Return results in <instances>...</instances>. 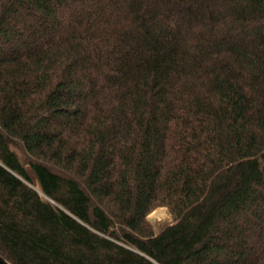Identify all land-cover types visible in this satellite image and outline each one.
<instances>
[{
	"label": "trees",
	"instance_id": "1",
	"mask_svg": "<svg viewBox=\"0 0 264 264\" xmlns=\"http://www.w3.org/2000/svg\"><path fill=\"white\" fill-rule=\"evenodd\" d=\"M0 254L264 264V0H0Z\"/></svg>",
	"mask_w": 264,
	"mask_h": 264
},
{
	"label": "rangeland",
	"instance_id": "2",
	"mask_svg": "<svg viewBox=\"0 0 264 264\" xmlns=\"http://www.w3.org/2000/svg\"><path fill=\"white\" fill-rule=\"evenodd\" d=\"M147 219L157 231L161 225L171 221V216L165 206H159L147 215Z\"/></svg>",
	"mask_w": 264,
	"mask_h": 264
},
{
	"label": "water",
	"instance_id": "3",
	"mask_svg": "<svg viewBox=\"0 0 264 264\" xmlns=\"http://www.w3.org/2000/svg\"><path fill=\"white\" fill-rule=\"evenodd\" d=\"M0 264H10V263L0 254Z\"/></svg>",
	"mask_w": 264,
	"mask_h": 264
}]
</instances>
